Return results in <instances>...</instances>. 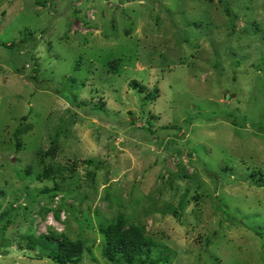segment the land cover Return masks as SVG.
Masks as SVG:
<instances>
[{"label":"rangeland","instance_id":"1","mask_svg":"<svg viewBox=\"0 0 264 264\" xmlns=\"http://www.w3.org/2000/svg\"><path fill=\"white\" fill-rule=\"evenodd\" d=\"M264 264V0H0V264Z\"/></svg>","mask_w":264,"mask_h":264},{"label":"trees","instance_id":"2","mask_svg":"<svg viewBox=\"0 0 264 264\" xmlns=\"http://www.w3.org/2000/svg\"><path fill=\"white\" fill-rule=\"evenodd\" d=\"M100 230L105 236V256L111 260L124 258L128 264H160L168 260V255L161 248L157 256L152 255L156 242L146 236L143 228L128 224L123 215L109 224H102ZM31 249L39 248L43 254L60 264H67L78 259L83 251L81 240H72L66 235L43 233L28 235Z\"/></svg>","mask_w":264,"mask_h":264}]
</instances>
